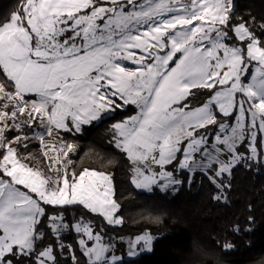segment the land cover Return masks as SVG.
I'll return each instance as SVG.
<instances>
[{"label":"snow or ice","instance_id":"obj_1","mask_svg":"<svg viewBox=\"0 0 264 264\" xmlns=\"http://www.w3.org/2000/svg\"><path fill=\"white\" fill-rule=\"evenodd\" d=\"M130 107L111 130L135 187L199 173L226 200L237 167L264 166V22L234 0H19L0 20V264H119L102 230L66 219L81 206L123 223L110 176L76 172L60 133ZM33 140L46 171L21 152ZM152 245L137 236L127 254Z\"/></svg>","mask_w":264,"mask_h":264},{"label":"trees","instance_id":"obj_2","mask_svg":"<svg viewBox=\"0 0 264 264\" xmlns=\"http://www.w3.org/2000/svg\"><path fill=\"white\" fill-rule=\"evenodd\" d=\"M18 3L0 0V20L15 11ZM234 15L264 22V0H235ZM205 99L198 96L193 103ZM134 111V107L118 111L114 119L106 117L96 125L84 126L82 133L67 135L76 149L70 153L76 172L87 168L111 175L123 223L107 225L81 206L69 207L66 219L75 222L83 216L97 231L102 230L105 242L115 245V254L123 255L119 264H264V166L237 167L226 180L231 183L224 190L226 200L214 199L218 189L199 173L191 183L187 173H178L184 183L175 190L140 191L131 183L130 161L112 143L111 130L114 122ZM36 146L31 142L28 149ZM237 226L238 232L234 230ZM144 233L154 238L152 250L127 258L129 240ZM73 237L74 233L67 234L66 242L72 243ZM228 244L234 247L226 250ZM80 259L83 264L84 258Z\"/></svg>","mask_w":264,"mask_h":264},{"label":"rangeland","instance_id":"obj_3","mask_svg":"<svg viewBox=\"0 0 264 264\" xmlns=\"http://www.w3.org/2000/svg\"><path fill=\"white\" fill-rule=\"evenodd\" d=\"M234 2H235V0H234ZM135 112V111H134ZM134 112L132 113V114H130V115H133L134 114ZM114 115V114H113ZM130 115H128V116H130ZM127 117V116H126ZM106 118V117H105ZM125 118V117H124ZM123 118V119H124ZM123 119H121V120H123ZM119 121V120H118ZM100 121H94V122H92L91 124H89L88 126H90V125H96L97 123H99ZM115 123V122H114ZM86 126V125H85ZM84 127V126H83ZM83 129V128H82ZM79 133H82V131L81 132H79ZM69 133H64V132H61L60 133V136L62 137V139L64 140V141H67V142H69V143H72L73 145H74V143H73V141L72 140H70V138L67 136ZM71 134H78V133H71ZM31 142H33L34 144H36L37 146L36 147H33L32 149H27V151L25 152V150H21V152H22V154H24V155H27L28 153H31V155H32V157H34L35 159L34 160H32L31 161V163H32V165L33 166H35V167H42L45 171L47 170V165H46V162H45V160H44V158H43V156H42V152H41V148L38 146V142L37 141H35V140H33V141H31ZM75 146V145H74ZM90 170H95V169H90ZM170 170V169H169ZM96 171H98V172H102V171H99V170H96ZM105 173V172H104ZM106 174H108V173H106ZM109 176H110V179H111V182H112V188H113V190H114V183H113V179H112V177H111V175L110 174H108ZM177 186H179V185H176L174 188H176ZM137 188V187H136ZM154 188H158V189H160V190H162L160 187H158V186H153L152 187V190L154 189ZM174 188H169V189H167V190H162V191H168V190H175ZM138 190H140V191H146V192H151V191H149V190H147V189H141V188H137ZM114 199H115V197H114ZM116 200V199H115ZM117 202V201H116ZM118 203V202H117ZM119 215V214H118ZM120 217V216H119ZM113 226H118V225H113ZM144 234H146V233H144ZM144 234H141V235H144ZM147 234H150V233H147ZM151 235V234H150ZM137 236H140V235H137ZM137 236H134V237H132V239L131 240H129V241H134L135 240V238L137 237ZM153 237V236H152ZM154 239V238H153ZM152 250V249H151ZM145 253V252H150V251H147V250H144V251H140L137 255H135V256H129L128 254H126L127 255V258H135V257H137V256H139L141 253ZM127 253H128V250H127ZM117 255H119V256H121L122 257V259H121V261L123 260V255L122 254H117ZM120 261V262H121Z\"/></svg>","mask_w":264,"mask_h":264}]
</instances>
